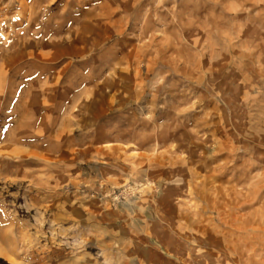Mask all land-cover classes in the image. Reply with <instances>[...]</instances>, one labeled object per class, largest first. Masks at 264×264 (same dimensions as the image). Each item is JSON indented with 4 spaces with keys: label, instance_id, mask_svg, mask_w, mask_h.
Here are the masks:
<instances>
[{
    "label": "rangeland",
    "instance_id": "374dc122",
    "mask_svg": "<svg viewBox=\"0 0 264 264\" xmlns=\"http://www.w3.org/2000/svg\"><path fill=\"white\" fill-rule=\"evenodd\" d=\"M0 264H264V0H0Z\"/></svg>",
    "mask_w": 264,
    "mask_h": 264
},
{
    "label": "bare ground",
    "instance_id": "6f19581e",
    "mask_svg": "<svg viewBox=\"0 0 264 264\" xmlns=\"http://www.w3.org/2000/svg\"><path fill=\"white\" fill-rule=\"evenodd\" d=\"M97 44V43H96ZM62 48V47H61ZM66 48V47H65ZM69 48L67 47L66 49H61L60 50V52H64V51H67ZM56 53H57V51H56ZM43 57V56H42ZM243 207V206H242ZM242 221L244 222L245 221V219H242ZM233 261H234V259H233Z\"/></svg>",
    "mask_w": 264,
    "mask_h": 264
}]
</instances>
